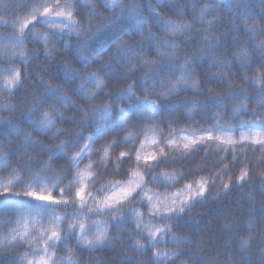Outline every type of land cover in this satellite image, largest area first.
<instances>
[{"label": "snow or ice", "instance_id": "1", "mask_svg": "<svg viewBox=\"0 0 264 264\" xmlns=\"http://www.w3.org/2000/svg\"><path fill=\"white\" fill-rule=\"evenodd\" d=\"M0 264H264V0H13Z\"/></svg>", "mask_w": 264, "mask_h": 264}, {"label": "trees", "instance_id": "2", "mask_svg": "<svg viewBox=\"0 0 264 264\" xmlns=\"http://www.w3.org/2000/svg\"><path fill=\"white\" fill-rule=\"evenodd\" d=\"M13 0H0V14L5 13L7 7ZM262 0H251V3L259 10V5ZM233 3H243V0H233ZM189 95H191L189 93ZM71 115V113H69ZM249 190L246 188L243 191L235 190L229 196L222 199L220 202L223 207H217V204H210L206 210L203 211L201 217V227L204 228V236L207 238L209 233L215 232L217 236L221 235L220 224L228 221L233 215L238 217L242 222L246 223L249 217V208L252 207L247 203L246 193ZM254 217L259 216V205H257L255 212L252 214ZM211 221V223H209ZM195 228V226H192ZM227 235V234H225ZM215 239V238H214Z\"/></svg>", "mask_w": 264, "mask_h": 264}, {"label": "clouds", "instance_id": "3", "mask_svg": "<svg viewBox=\"0 0 264 264\" xmlns=\"http://www.w3.org/2000/svg\"><path fill=\"white\" fill-rule=\"evenodd\" d=\"M97 3H98V5H101V6H102V0H97ZM103 39H104L103 34H101V36L97 37V41L102 42ZM91 50H92V49H91V46H90V47H89V51H91ZM13 102L19 104V103H20V101H19V97L14 98ZM24 103L26 104L27 101H25Z\"/></svg>", "mask_w": 264, "mask_h": 264}]
</instances>
